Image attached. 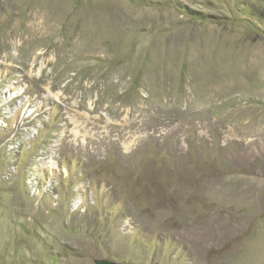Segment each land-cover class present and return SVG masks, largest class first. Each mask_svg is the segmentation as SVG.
Wrapping results in <instances>:
<instances>
[{"label": "rangeland", "instance_id": "obj_1", "mask_svg": "<svg viewBox=\"0 0 264 264\" xmlns=\"http://www.w3.org/2000/svg\"><path fill=\"white\" fill-rule=\"evenodd\" d=\"M264 264V0H0V264Z\"/></svg>", "mask_w": 264, "mask_h": 264}, {"label": "water", "instance_id": "obj_2", "mask_svg": "<svg viewBox=\"0 0 264 264\" xmlns=\"http://www.w3.org/2000/svg\"><path fill=\"white\" fill-rule=\"evenodd\" d=\"M96 264H126V263H119V262L109 261V260H97Z\"/></svg>", "mask_w": 264, "mask_h": 264}]
</instances>
